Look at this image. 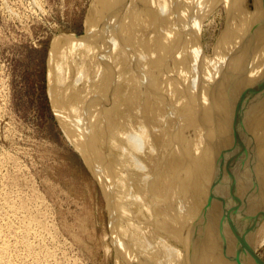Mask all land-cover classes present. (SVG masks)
<instances>
[{"label":"bare ground","instance_id":"bare-ground-1","mask_svg":"<svg viewBox=\"0 0 264 264\" xmlns=\"http://www.w3.org/2000/svg\"><path fill=\"white\" fill-rule=\"evenodd\" d=\"M222 2L209 58L203 21ZM47 63L53 112L103 189L116 264H254L264 0H93L86 32L58 34ZM1 190L0 264H48L32 240L38 212Z\"/></svg>","mask_w":264,"mask_h":264},{"label":"rangeland","instance_id":"rangeland-1","mask_svg":"<svg viewBox=\"0 0 264 264\" xmlns=\"http://www.w3.org/2000/svg\"><path fill=\"white\" fill-rule=\"evenodd\" d=\"M92 1L0 0V190L26 203L25 217L38 212L32 240L49 253L48 264H116L103 189L67 139L48 95L49 44L62 32L84 34ZM226 6L218 4L203 21L209 58L226 30ZM252 263L264 264V240Z\"/></svg>","mask_w":264,"mask_h":264}]
</instances>
